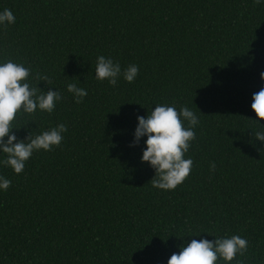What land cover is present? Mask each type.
Wrapping results in <instances>:
<instances>
[{
  "label": "trees",
  "instance_id": "obj_1",
  "mask_svg": "<svg viewBox=\"0 0 264 264\" xmlns=\"http://www.w3.org/2000/svg\"><path fill=\"white\" fill-rule=\"evenodd\" d=\"M5 8L15 23L0 27V61L23 64L31 86L62 97L51 114L16 116L13 133L24 139L58 123L67 132L20 174L0 164L11 181L0 192V264H167L190 239L232 235L248 248L231 264H264V146L250 120L264 86V5L0 0ZM100 55L135 64L137 77L97 81ZM68 83L86 89L82 103ZM157 104L199 120L185 154L192 170L173 191L152 187L154 171L140 162L146 138L129 146L136 116Z\"/></svg>",
  "mask_w": 264,
  "mask_h": 264
},
{
  "label": "clouds",
  "instance_id": "obj_2",
  "mask_svg": "<svg viewBox=\"0 0 264 264\" xmlns=\"http://www.w3.org/2000/svg\"><path fill=\"white\" fill-rule=\"evenodd\" d=\"M257 5H264V0H254ZM15 23L12 11L5 8L0 11V27ZM138 74L135 64L122 69L119 62L112 58L100 55L96 58L94 78L97 81L105 80L111 86H116L119 79L132 83ZM30 70L21 63L11 60L0 61V164L9 167L14 174H20L26 162L33 153L51 151L59 147L63 141L67 127L63 123L56 124L39 134L33 135L30 131L24 139H18L13 133L12 122L21 113L32 114L45 112L51 114L56 104L61 100V93L56 90L43 91L31 86L28 78ZM264 83V72L260 73ZM40 80L50 84L48 77L41 76ZM66 91L73 97L75 103L83 102L88 95L83 87L77 83H68ZM251 110L255 114L257 130L252 131L255 141L264 146V86L251 97ZM199 124L197 115L187 107L179 110L175 106L157 104L145 116H136V127L132 134L130 147H137L144 140L140 162L146 163L153 171L154 177L150 181L157 190L173 191L189 176L193 161L185 158L191 142L195 139L194 128ZM6 138V139H5ZM214 170L215 164L210 165ZM11 181L0 176V192L6 191ZM197 234L191 237H200ZM209 236V235H208ZM214 237V236H211ZM248 241L241 236L214 237L190 239L182 244L178 252L169 257L167 264H231L239 255L247 251Z\"/></svg>",
  "mask_w": 264,
  "mask_h": 264
}]
</instances>
